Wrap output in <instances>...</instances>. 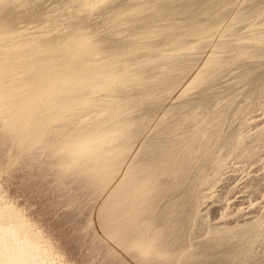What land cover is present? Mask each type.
<instances>
[{
	"label": "bare ground",
	"instance_id": "1",
	"mask_svg": "<svg viewBox=\"0 0 264 264\" xmlns=\"http://www.w3.org/2000/svg\"><path fill=\"white\" fill-rule=\"evenodd\" d=\"M224 2L206 0L201 8L221 10L225 8ZM201 25L192 27L197 39H210L215 29ZM8 35L0 27V172L4 170L2 164H13L19 158L20 164L18 160L19 166L15 169L29 167L26 170L30 172L36 166L41 179L52 172L54 183H51L55 190L70 203L76 204L79 196L76 198L74 191L77 189L96 198V216L108 238L107 244L99 248L104 250L108 264H175L179 258L174 247L182 240L178 225L190 213V192L207 169L217 171L225 161L221 154L228 145L223 139L222 128L234 103V94L230 93L231 96L222 103L201 99L189 106L185 115L163 127L158 137L147 142L138 154L139 144L149 130L135 122L127 124L123 107L129 102L136 106L137 102L135 95L124 96L122 91L126 88L135 91L143 81L151 80L155 74L152 70L136 71L131 81L122 84L117 91L109 90L111 76L106 75L107 72L88 82V93L72 98L67 94L79 88L74 86V80L81 71L74 67V60L90 46L83 37L62 47L64 58L56 63L49 58L50 49L40 52L29 49L24 51L25 54L19 50L35 42L33 37L11 44ZM184 49L181 50L186 52ZM97 56L100 55H94ZM28 57L33 58L27 61L25 58ZM147 57L143 59H155ZM20 58L23 60L17 61ZM263 59L264 35L259 33L247 43L221 47L214 57L202 61L197 73L190 70L183 76H172L168 71H162L164 83L149 89L148 95L184 93L202 82L217 79L223 68L237 61L244 62L238 78L248 84L255 66ZM115 62L116 58L112 57L108 64ZM163 64L170 65L172 71L179 67L186 70L184 58ZM95 65L101 68L103 62L97 60ZM129 126L131 130L127 129ZM245 143L243 137L236 141L237 157L248 162L259 154V149ZM8 150L14 158L5 155ZM1 186L0 264H72L70 257L69 261L68 258L61 259L62 249L56 248L55 238L51 242V236L43 234L23 207ZM262 225L264 216L228 232V235H215L206 252L182 256L183 263L264 264V240L258 239ZM231 238L237 241L228 254L215 259L216 250L229 244ZM260 251L263 253L261 259L251 257Z\"/></svg>",
	"mask_w": 264,
	"mask_h": 264
},
{
	"label": "rangeland",
	"instance_id": "2",
	"mask_svg": "<svg viewBox=\"0 0 264 264\" xmlns=\"http://www.w3.org/2000/svg\"><path fill=\"white\" fill-rule=\"evenodd\" d=\"M204 1L0 0V27L9 34L8 41L19 44L32 37L36 39L31 45L20 48V51L50 49L49 58L58 63L64 58L61 48L69 41L83 37L90 45L87 52L74 60V67L81 70L74 80V86L79 88L70 91L68 97L88 93V82L107 72L106 75L111 76V91H117L122 84L130 82L134 73L149 69L155 73L151 80L143 81L135 91L131 88L122 91L124 96L135 95L137 102L136 106L129 102L123 107L127 124L135 122L149 130L139 144L138 154L147 142L158 137L163 127L185 115L191 108L189 106L201 99L222 103L234 94V103L227 112L222 128L223 139L228 145L221 154L225 156V161L217 171L207 169L199 184L190 192L192 207L178 225L182 240L174 247L179 258L175 264H185L183 257L206 252L215 235H228V232L264 216V59L255 66L248 84L238 78L244 69V62L237 61L223 68L217 79L202 82L184 93H160L156 97L148 95L149 89L164 83L162 71H168L172 76H183L190 70L197 73L208 57H214L221 47L247 43L259 33L264 35V0H225L224 9L213 11L201 8ZM195 24L214 28L212 40L197 39L192 29ZM176 38H180L179 41ZM178 48L180 51L185 48L186 52H180ZM97 54L100 56L95 58ZM112 57L116 58V62L108 64ZM146 57L155 59L145 61ZM181 57L187 64L184 65L186 70L179 67L172 71L170 65L163 64ZM32 58L25 59L30 61ZM97 60L103 62L101 68L96 67ZM123 69H127L126 72ZM156 114L158 116L155 117ZM127 129L131 130L132 127ZM242 137L246 139V146L259 149V154L248 162L237 157L239 149L236 148V141ZM9 152L5 155L14 158L13 153ZM5 155L4 158H7ZM17 162L20 164L19 158L14 161L15 164H2L1 169L6 170L0 172V186L4 185L1 187L9 191L10 198L23 207L43 234L52 237H48L51 242L55 238L53 242L58 246L56 248L62 249L61 259L70 257L72 261L67 260L74 264H108L104 250L99 248L107 244L108 238L96 216L97 199L77 189L74 191L76 198L79 196L77 202L70 203L67 197H62L55 190L52 172L42 180L36 166L30 172L26 170L29 167L18 170L15 169L19 166ZM217 230L218 234L215 233ZM258 239L264 240V225L259 229ZM236 241L231 238L229 244L220 246L215 259L228 254ZM242 248L245 250L244 246ZM262 254L260 251L251 257L261 259Z\"/></svg>",
	"mask_w": 264,
	"mask_h": 264
}]
</instances>
